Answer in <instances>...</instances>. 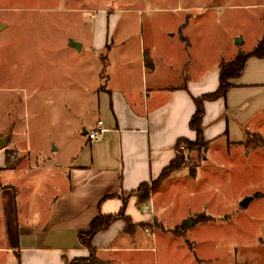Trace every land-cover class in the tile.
<instances>
[{"label":"crops","instance_id":"obj_1","mask_svg":"<svg viewBox=\"0 0 264 264\" xmlns=\"http://www.w3.org/2000/svg\"><path fill=\"white\" fill-rule=\"evenodd\" d=\"M174 23L175 28L163 27L160 30L158 40L155 39L156 27H146L140 31L137 24L109 23L105 30L101 28L104 34L96 42V50L108 49L110 52L113 45L123 47L121 61L124 65L121 67L124 68L108 75L101 74L100 80L96 78V85L92 88L98 104L92 108V112L97 118L90 122L84 118L81 120L83 132H77L79 150L69 158L66 174L56 175L53 167L45 170L51 178L52 183L49 184L57 192L51 194L46 207L41 206L42 213L39 210L40 213L33 214L27 208V196L22 201L21 208L25 205V209H21V213L3 214L5 220L0 222V233L4 232L6 246H0V264H67L74 259L89 258L91 252L82 246L80 236L90 231L92 221L100 214L109 216L120 213L124 200L127 203L125 215L132 222L130 232L126 231L125 221L118 220L108 230L97 234L92 243L97 264H143L133 260L132 253L141 254V257L143 253H153L155 250L153 264L159 261L164 264L162 256L167 252L196 256L197 243L194 239L190 237L192 250L184 241V236L173 232L194 215L214 216V220L196 222L188 233L199 227L214 225H226L231 229L238 220L248 221V233L253 229L249 225L252 221L256 223L255 227L262 229L255 230L256 239L260 238L257 246L244 244L242 251L254 255L252 248H262L264 216L251 219L250 215L239 212L264 200V190L258 188L245 194L236 201L235 206L220 215L211 213L216 202L211 195L210 203L204 205L203 201V206L193 200L200 197L207 187L220 194L223 185V188L231 189L230 185L235 180L244 178L243 184L249 182L253 168L250 158L253 154L259 157L258 152L264 149V59H249L243 75L232 80V88L227 96L205 103L203 128L208 150L196 168V175L193 176L188 169L174 172L143 203L137 196H130L141 185L150 184L161 177L177 156L179 140H196V133L190 128V120L196 111L194 100L215 92L220 85L221 62L232 60L246 50L241 47L245 41L243 38L242 42L230 44V56H220L213 66L205 67L192 52L193 44L186 33L189 24L179 20ZM0 25L3 29L7 27L6 24ZM259 37L255 40V46L264 33ZM111 38L114 39L112 42ZM127 46H132V60L125 56ZM100 123L107 131L93 141L89 134L96 131ZM248 135L261 137L263 144H253L254 148L248 149ZM11 141L7 140L6 145ZM15 145L17 148L18 145ZM20 148L18 151L21 153L23 150ZM6 154L0 151V173L17 168V165L9 162ZM236 174L242 177L234 178ZM211 179L219 184H211ZM226 182L228 184L225 185ZM180 185L193 186L194 191L188 194L185 201L189 205L191 200L193 205L180 224L169 228L158 217V212L166 209L167 205L161 204L158 208V198L166 188ZM3 188L7 186L2 185ZM249 197L252 200L245 208L242 202ZM152 221L160 223L164 229L151 232L141 226L145 223L153 226ZM160 231L164 232V239L168 243L162 251L155 245L157 232ZM147 234L154 239L151 242L154 246L150 250H146V245L142 243ZM208 243L211 245L213 240L210 239ZM202 256L205 257L204 254ZM238 261L244 260L241 257ZM247 261L264 264V257L252 256Z\"/></svg>","mask_w":264,"mask_h":264},{"label":"rangeland","instance_id":"obj_2","mask_svg":"<svg viewBox=\"0 0 264 264\" xmlns=\"http://www.w3.org/2000/svg\"><path fill=\"white\" fill-rule=\"evenodd\" d=\"M177 8H180L179 12ZM178 20L189 24L186 33L193 44L192 52L201 59L202 65L210 68L218 57L230 56V44L238 40L245 38L241 47L246 50L255 46L256 38L264 33V0H0V23L7 25L5 29L0 25V138L12 140L0 151L7 153L11 164L17 165L13 170L0 173V222L5 220L3 214L21 213V209H25V205L21 208L22 201L27 196V208L33 214L40 213L39 210L42 213V207L51 200V194L57 192L49 184L52 183L51 178L45 170L53 167L56 175L66 174L69 158L79 150L77 132H83L81 120L84 118L90 122L97 118L92 112L98 104L92 88L96 85V78L100 80L101 74L108 75L124 68L121 67L124 65L121 61L123 47L113 45L110 52L95 48L107 24L133 23L140 31L156 27L155 39L158 40L160 30L163 27L175 28L174 22ZM76 44L81 48L74 46ZM125 50L128 51L125 56L132 60V46ZM115 80L121 83L119 79ZM262 132L264 138V127ZM257 140V136H248V149L254 148L252 143ZM19 148L23 150L21 153ZM180 151L184 162L181 169H196L205 155L196 149L189 150L183 144ZM258 153L259 157L253 154L250 158L253 168L249 182L243 184L245 179L236 174L234 178L239 176L241 180L232 182L231 189L223 188V185L219 194L207 187L193 201L203 206L210 203L211 195L216 202L214 212H210L220 215L235 206L245 194L258 188L264 190V149ZM174 172L162 180L146 184L144 190L148 191L149 197ZM210 182L219 184L215 179ZM2 185L7 188L1 189ZM192 191L193 186L187 185L164 190L158 198V208L161 204L167 205L166 209L158 212V217L165 226L175 227L185 219L193 205L191 200L189 205L185 202ZM239 213L250 215L251 219L261 218L264 216V200ZM213 218L194 215L189 218L192 219L191 227L186 220L173 229L177 235L184 236L188 246H192L190 237L194 239L197 257L167 252L163 254L162 262L251 264L247 260L252 256L264 257V245L260 250L252 248L254 255L242 251L244 244L257 246L260 238L256 239L255 230L262 229L259 223L255 227L256 223L251 220L249 225L253 229L248 233V221L245 220H238L231 229L226 225H214L188 233L196 222L206 223ZM6 222L9 224L8 219ZM153 224L141 226L151 232L164 229L158 222ZM157 233L155 245L162 251L168 243L164 232ZM0 234V246H6L4 232ZM210 239L213 240L211 245L208 243ZM153 240L151 234L142 239L146 250L152 249ZM155 251L143 253L141 257V254L132 253V259L153 264ZM241 257L243 262L238 261Z\"/></svg>","mask_w":264,"mask_h":264},{"label":"trees","instance_id":"obj_3","mask_svg":"<svg viewBox=\"0 0 264 264\" xmlns=\"http://www.w3.org/2000/svg\"><path fill=\"white\" fill-rule=\"evenodd\" d=\"M251 58H259L264 59V37L258 42V44L249 52H240L235 59L229 62H221L220 64V85L219 88L209 94H205L197 99L194 100L196 111L193 117L190 120V128L192 131L196 133V140L195 142L188 141L186 139H181L178 141L176 146L177 156L171 162V164L163 171L159 180L166 178L169 174L174 171H178L183 168L184 162L182 161L181 157V146L186 145L188 146L189 150H199L204 153L208 150V143L204 138V128H203V119L205 115V103L206 102H213L217 101L221 98H225L232 88V80L240 78L245 70L246 64L249 59ZM251 136V135H248ZM254 136V135H253ZM256 143H252L255 146H260L263 144V139L258 137ZM193 176L196 175V169L190 170ZM146 184H143L139 187V189L130 195H137L139 201L141 203L145 202L148 198V191L146 189ZM144 190V191H143ZM126 201H124V206L119 214L117 215H102L100 214L95 220L92 221L90 226V231L86 234H82L80 236V242L84 248H87L91 252V256L89 258H81V259H74L71 262H67V264H97L94 255V247L92 245L95 236L103 231L108 230L116 221L123 220L126 223V231L130 232L131 229V220L130 218L126 217L125 215V206ZM177 233V231H176ZM189 247L193 250V246L189 244Z\"/></svg>","mask_w":264,"mask_h":264},{"label":"water","instance_id":"obj_4","mask_svg":"<svg viewBox=\"0 0 264 264\" xmlns=\"http://www.w3.org/2000/svg\"><path fill=\"white\" fill-rule=\"evenodd\" d=\"M237 42H242V39H241V40H238ZM74 46L78 47L79 49L81 48V46L78 45V44H76V45H74ZM6 144H7V139H5V138H0V149L4 148V147L6 146ZM251 200H252L251 197L246 198V199L242 202V206L245 207V208H247V207H248V204L250 203ZM187 224H188L189 226H191V225H192V219H188V220H187Z\"/></svg>","mask_w":264,"mask_h":264},{"label":"built area","instance_id":"obj_5","mask_svg":"<svg viewBox=\"0 0 264 264\" xmlns=\"http://www.w3.org/2000/svg\"><path fill=\"white\" fill-rule=\"evenodd\" d=\"M107 131V129H105L102 124H99V127L96 131L92 132L89 134V138L93 141L98 140L105 132ZM184 149V148H182Z\"/></svg>","mask_w":264,"mask_h":264}]
</instances>
